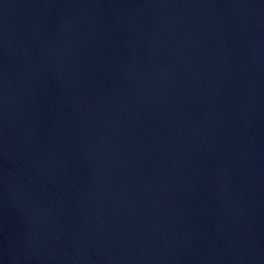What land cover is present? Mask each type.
I'll list each match as a JSON object with an SVG mask.
<instances>
[{
	"label": "water",
	"instance_id": "1",
	"mask_svg": "<svg viewBox=\"0 0 264 264\" xmlns=\"http://www.w3.org/2000/svg\"><path fill=\"white\" fill-rule=\"evenodd\" d=\"M0 264H264V0H0Z\"/></svg>",
	"mask_w": 264,
	"mask_h": 264
}]
</instances>
